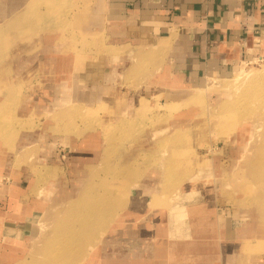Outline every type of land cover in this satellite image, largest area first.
<instances>
[{
    "label": "rangeland",
    "instance_id": "374dc122",
    "mask_svg": "<svg viewBox=\"0 0 264 264\" xmlns=\"http://www.w3.org/2000/svg\"><path fill=\"white\" fill-rule=\"evenodd\" d=\"M45 1L0 0V186L35 225L0 228V264H49L65 239L73 264H154L206 229L264 264V45L214 90L172 88V37L111 43L94 0ZM95 60L108 76L81 88Z\"/></svg>",
    "mask_w": 264,
    "mask_h": 264
},
{
    "label": "crops",
    "instance_id": "0c3cea01",
    "mask_svg": "<svg viewBox=\"0 0 264 264\" xmlns=\"http://www.w3.org/2000/svg\"><path fill=\"white\" fill-rule=\"evenodd\" d=\"M94 2V17L96 20L101 19L111 43H132L137 49H149L151 45H158L162 39L172 37V44L166 49L169 53V66L174 73L172 88L206 85L208 79H226L238 71L243 63L254 60L259 48L264 45V0ZM94 22L92 20L90 24L95 25ZM105 75L108 76L101 68L100 61H91L80 73L78 85L81 88L93 87L95 85L92 83H97ZM21 187L7 185L6 188L11 190L8 193L7 189L0 186V228L3 226L8 232L6 237L3 236L4 239L17 233L22 225L25 229L29 226L32 230L35 228L31 224L32 214L28 215L30 213L24 208L19 210L15 197ZM3 192L7 193L5 198L2 197ZM197 232L195 230L194 238ZM205 232L198 235L202 237L199 240L189 241L204 244L203 250L194 253L187 250V254L180 251L178 255L171 256V248L165 251L163 246L156 247L154 264H172L173 261L179 264H217L220 257L231 264L234 261V247L228 246V251L223 249V245L216 239L218 234L212 235L208 229ZM210 245L217 246L218 250L211 247V251H208Z\"/></svg>",
    "mask_w": 264,
    "mask_h": 264
},
{
    "label": "bare ground",
    "instance_id": "6f19581e",
    "mask_svg": "<svg viewBox=\"0 0 264 264\" xmlns=\"http://www.w3.org/2000/svg\"><path fill=\"white\" fill-rule=\"evenodd\" d=\"M45 1V0H44ZM46 1H48L47 3L48 4H50V1L51 0H46ZM45 1V2H46ZM51 5V4H50ZM26 10L27 9H23L22 10V12H26ZM21 12V13H22ZM48 18V17H47ZM214 81H215V79H208V83H206L207 84V86L204 88V92H207V91H211V90H214V85H216V84H218V83H216V84H214ZM221 86V85H220ZM217 87V86H216ZM263 152H264V150H263ZM260 156V155H259ZM262 158H263V162H264V155H262ZM258 159H260V157L258 158ZM264 165V164H263ZM263 165H262V167H263ZM260 168V167H259ZM261 169H263V168H261ZM258 171V170H257ZM262 172V171H261ZM251 174H253V173H251ZM262 174V173H261ZM254 175V174H253ZM256 176V175H255ZM260 176V175H259ZM264 177V176H263ZM188 208H187V206H182V209H177L175 212H171L170 213V215H171V217H172V219L173 220H179L180 219V217H182V216H184L185 215V213H186V210H187ZM199 214H202V213H199ZM83 218V217H82ZM88 218V217H87ZM93 219V218H92ZM200 220V219H199ZM85 221V222H84ZM91 221L92 220H87V219H83V224L85 223V224H87V225H90V223H91ZM80 223H81V221H80ZM79 223V224H80ZM73 224V223H72ZM75 224H77V223H75ZM92 225V224H91ZM89 226V227H92V226ZM83 227V229H84V226H82ZM86 227H88V226H86ZM73 229H75L74 227H73ZM72 228L71 229H69V232H70V230H73ZM80 229V228H79ZM89 229V228H88ZM77 230H78V228H77ZM76 231V230H75ZM90 230H88V232H89ZM77 232H79V230L77 231ZM86 232H87V230H86ZM80 233V232H79ZM66 234H69L70 235V233H68V231H67V233ZM74 234V233H73ZM72 235V234H71ZM76 235H78V234H76ZM66 236V235H65ZM72 236H75V235H72ZM79 237H80V235H79ZM78 237V238H79ZM181 237V236H180ZM183 237V236H182ZM67 238V237H66ZM68 238H69V236H68ZM73 238V237H72ZM75 238H77V236L75 237ZM70 239V238H69ZM75 240V239H74ZM60 241H61V239H60ZM67 241H68V239H65V241L63 240L62 242H63V246H61V244H60V248H54V252L55 253H53L52 255H50V257L53 259H51V261L54 263V262H58L59 264H73V262H74V260H72L71 259V257H68L67 255H69L68 253H69V251H66V250H69V249H67V248H69V246L68 247H66L68 244H70L69 243V241H68V243H67ZM76 241V240H75ZM179 241H182L181 239H179L178 240V242ZM71 242V241H70ZM91 243V242H90ZM72 244V243H71ZM76 245H78L77 243H75ZM178 244V243H177ZM199 244V243H198ZM84 246H85V244L83 245V244H81V245H79V248L81 247V249H80V251L84 248ZM59 247V246H58ZM103 248L104 247H106V243L104 242V244H103V246H102ZM195 247H197V246H195ZM72 248V247H71ZM75 248V247H74ZM89 252H91V251H93V250H91V244H89ZM88 248L86 249V250H88ZM177 248H180V250L181 249H183L182 248V246H180V245H176V246H172L171 247V249H170V255L171 256H174L175 254H178L179 253V250H177ZM202 248V247H201ZM200 249V248H199ZM203 249V248H202ZM60 250V251H59ZM193 250H195L194 248H193ZM192 250V251H193ZM72 251V250H71ZM197 251H198V249H197ZM73 252H74V249H73ZM82 253V255H83V257H82V259H81V262L83 261V259H85V257H86V255H87V253L86 254H84V250H83V252H81ZM106 255V254H105ZM111 257V256H110ZM176 260V259H175ZM50 261V262H51ZM149 261V260H148ZM172 261H173V259H172ZM202 261V260H201ZM212 261H214V260H212ZM50 262H49V264H50ZM152 262V261H151ZM80 263V262H79ZM75 264V263H74ZM97 264V263H96ZM149 264H151V263H149ZM172 264H179V263H177V262H175V261H173V263Z\"/></svg>",
    "mask_w": 264,
    "mask_h": 264
}]
</instances>
